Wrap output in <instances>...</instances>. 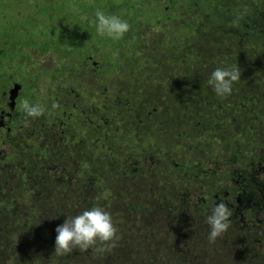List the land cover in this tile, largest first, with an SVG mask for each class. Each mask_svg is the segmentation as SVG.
<instances>
[{
  "label": "trees",
  "instance_id": "obj_1",
  "mask_svg": "<svg viewBox=\"0 0 264 264\" xmlns=\"http://www.w3.org/2000/svg\"><path fill=\"white\" fill-rule=\"evenodd\" d=\"M23 1L26 6L16 20H0L1 40L16 41L13 46L24 47L27 55L29 50L38 51L49 80L52 75L68 87L75 79L80 87L72 86V93L80 109L98 107L103 92L110 134L120 140L123 128L130 135L114 148L121 155L112 157L109 150H96L106 171L114 175L105 174L94 185H75L68 203L64 202L67 196L64 201L59 195L57 199L43 197L39 213L37 208L27 212L30 226H23L21 233L15 231L18 237L13 248L4 255L0 251V264H155L156 260L186 264L173 249L162 247L151 225L157 216L152 175L146 185L140 179L143 163L136 175L122 170L128 161H139L140 152L146 150L142 143L146 136L140 133L152 129L155 141L164 137V125L158 127V123L165 119H169L172 136L153 151V175L161 168L158 158L168 151L206 150L209 157L223 159L264 147V0ZM97 8L128 20L131 28L123 39L113 41L97 34L91 22ZM31 28L37 35L30 33ZM50 51L59 64L55 59L44 61V54L52 56ZM232 66L239 67L240 80L230 96L216 95L208 84L211 72ZM147 111H151L149 118L134 115ZM120 121L122 126L117 128ZM132 123L143 124L133 138L136 125ZM107 140L112 142L109 136ZM93 206L111 213L120 237L116 247L103 253L92 248L57 256V226L67 216ZM42 241L46 244L41 245ZM245 246L249 244L241 251L248 256L252 251L244 250ZM198 260L196 264H207V258L199 254ZM220 262L215 258L210 264ZM254 264H264V258L258 257Z\"/></svg>",
  "mask_w": 264,
  "mask_h": 264
},
{
  "label": "flooded vegetation",
  "instance_id": "obj_2",
  "mask_svg": "<svg viewBox=\"0 0 264 264\" xmlns=\"http://www.w3.org/2000/svg\"><path fill=\"white\" fill-rule=\"evenodd\" d=\"M15 42L1 40L0 36V251L3 255L13 248L14 239L18 237L15 231L21 233L23 226H30L27 212L33 208H37L38 213L41 211L43 197L57 199L59 195L64 201L67 196L64 202L68 203L73 199L75 185H94L103 175L111 176L113 173L106 171L96 150H109L112 157L121 155L114 153V148L119 147L121 140L126 142L130 135L121 128L122 121L116 126L121 128L120 140L116 134H110L103 92L99 94L98 107L90 105L80 109L72 93L74 82L65 87L52 75L49 80L41 54L29 50L27 55L24 47L19 50L13 46ZM97 65L95 70L99 68ZM24 98L43 106V115L35 119L26 117L20 106ZM134 115L149 118L151 111ZM141 125H136L131 138L137 136ZM163 125L164 137L160 136L157 141L150 136L152 129L150 133L139 134L146 136L142 138L146 150L140 152L139 161L120 165H126L123 174L127 171L136 175L139 164L143 163L145 169L140 179L146 180L148 185L149 177L154 178L152 198L157 216L151 225L162 247L173 249L178 257L198 252L197 236L206 233V240L210 230L207 216L219 202L232 209L229 230H234L236 238L240 239L236 241L226 232L215 243H207L209 249L218 248L222 242L224 252L229 254L236 251V243L242 244L243 240H247L249 246L244 250L249 252L253 248L251 244L264 245V198L260 190L264 184V147H260L259 152H234L223 159L209 157L206 150L203 153L168 151L158 158L161 168L153 175V151L160 146L158 143L167 144L172 136L169 119L158 123V127ZM108 136L112 140L109 144ZM192 153L194 157H190ZM260 227L263 236L256 238L251 231ZM149 235L155 241L154 236ZM169 240H172L170 246ZM221 261L235 264L230 259Z\"/></svg>",
  "mask_w": 264,
  "mask_h": 264
},
{
  "label": "clouds",
  "instance_id": "obj_3",
  "mask_svg": "<svg viewBox=\"0 0 264 264\" xmlns=\"http://www.w3.org/2000/svg\"><path fill=\"white\" fill-rule=\"evenodd\" d=\"M98 35L113 41L124 38L131 25L127 19L115 13H107L102 8H97L94 19L91 21ZM241 71L238 66L217 67L208 79L216 95L227 97L232 94L233 86L240 80ZM21 108L25 116L31 119L39 118L45 109L39 104H34L30 99L21 101ZM232 209L224 202H219L207 216L210 227L208 234L209 243H215L231 226ZM55 254L66 256L74 250L86 252L94 248L103 253L115 248L118 240V228L110 212L100 206L85 209L77 215L67 216L63 224L55 229Z\"/></svg>",
  "mask_w": 264,
  "mask_h": 264
},
{
  "label": "rangeland",
  "instance_id": "obj_4",
  "mask_svg": "<svg viewBox=\"0 0 264 264\" xmlns=\"http://www.w3.org/2000/svg\"><path fill=\"white\" fill-rule=\"evenodd\" d=\"M25 5L26 3L23 0H0V20L1 19H8V21L10 22L11 20H16L17 17V13L21 12L22 13V9L21 7ZM30 33L32 35H37V30L35 28H31L30 29ZM6 35L8 38L11 37V32L8 30L6 31ZM52 52V56L50 54H44L43 57L46 58L44 61L45 62H52L54 61V59L56 60L57 64L60 63L59 58L56 59V56H53L55 52ZM105 77V76H104ZM74 86L76 87H80L77 86V81L74 80ZM106 83V77H105V82L103 80V87H106V92H107V86L105 85ZM158 140V139H156ZM260 190L262 191V197L264 198V184L260 187ZM143 223H140V225H142ZM210 231V230H209ZM209 231L207 233H209ZM228 236L236 241H238L239 239L236 238L235 232L232 229H228L227 231ZM205 234L203 233L198 237V239L200 240V248L197 252H191L188 253L185 256L180 257L181 261L183 262H187L190 264H196L199 260H198V254L207 258V264L211 263V260L218 258V259H222L224 261L227 260H233L235 262V264H247L248 260L250 262V264H254L258 257H263L264 258V245H253L251 244V248L253 252L248 253L249 255L247 256L245 253L241 252V248L243 247V245H248L247 244V240H243L242 244H239L236 246L237 251L233 250L231 251L229 254L224 252V246L223 243L220 242L218 245V248L213 247L212 249L208 248L207 243H209L208 241V235L206 236V240H205ZM251 234L256 237L259 238L261 236H263V229L257 228L251 231ZM43 245L46 244V242H42ZM212 244V243H209ZM156 257H153V260H155ZM174 262L177 261H168V263L173 264ZM155 264H163V261H157L155 262ZM175 264V263H174ZM220 264H222V261L220 262Z\"/></svg>",
  "mask_w": 264,
  "mask_h": 264
}]
</instances>
